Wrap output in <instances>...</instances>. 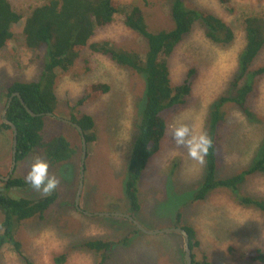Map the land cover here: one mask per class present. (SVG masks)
Returning a JSON list of instances; mask_svg holds the SVG:
<instances>
[{"label":"rangeland","instance_id":"rangeland-1","mask_svg":"<svg viewBox=\"0 0 264 264\" xmlns=\"http://www.w3.org/2000/svg\"><path fill=\"white\" fill-rule=\"evenodd\" d=\"M43 1L9 0L15 11L24 17ZM116 1L123 7H141L152 31L171 28L169 6L172 0ZM185 4L224 20L232 27L235 38L229 47L220 48L210 43L202 28L196 25L176 46L167 61L171 84H181L189 71L193 70L190 79L192 87L186 103L168 113L166 134L159 150L140 176L139 213L131 214L127 208L129 203L123 201V177L119 176V172L137 125L135 115L143 93V78L88 50L80 53L69 71L58 73L55 95L59 106L53 115L59 119L69 120L67 103L78 101L86 85L106 84L110 91L94 103L79 108L92 116L97 126V141L87 146L84 185L78 206L81 211L75 207L81 155L79 135L70 126L46 117L47 135L61 133L79 151L71 162L48 169L58 184L52 191L57 194V200L47 216L41 221L37 218L27 220L16 231L21 249L32 264H56L54 260L63 254L66 255L63 264H98L97 257L79 249L77 244L92 238L112 241L127 238L126 245L113 248L108 264H184L180 257L183 245H179L180 251L176 256L177 241L172 234L153 237L133 235L136 228L125 219L111 222L114 221L109 220L111 218L89 217L83 213H109L113 210L131 215L147 231L193 227L199 242L198 254H204L212 264H256L242 259L240 254L256 249L264 252L263 216L253 209L238 206L228 192H214L203 202H191L181 208V203L187 199L184 193L192 192L201 185L204 163L189 158L187 148L177 145L172 137L173 130L182 125L188 127L189 137L206 134L205 118L209 105L228 87L236 71L237 56L245 43L241 21L248 15L264 10V0H229L225 6L218 0H185ZM122 20V16L118 15L109 26L97 29L91 42L108 41L118 49L143 54L145 40L127 29ZM20 27L21 24L12 27L15 39L0 51V123L9 84L17 80L39 79L43 65L42 54L33 61L35 53L23 48ZM263 65L264 48L253 68ZM250 99L254 101L253 109L260 122H248L232 105L225 108L227 115L217 153L218 177L229 176L247 167L264 137V78L257 82L256 92ZM35 157L40 158L39 153L33 152L22 162L16 163L13 178L24 179ZM11 160L12 133L10 129L0 128L1 177L7 175ZM0 189L1 193L11 198L37 200L46 196L29 184L5 191L0 181ZM242 191L264 198V177L249 178ZM179 212L182 218L176 222L175 216ZM181 241L183 244V239ZM229 249L236 256H230ZM0 264L23 263L12 248L6 246L1 251Z\"/></svg>","mask_w":264,"mask_h":264},{"label":"trees","instance_id":"trees-1","mask_svg":"<svg viewBox=\"0 0 264 264\" xmlns=\"http://www.w3.org/2000/svg\"><path fill=\"white\" fill-rule=\"evenodd\" d=\"M218 2L225 6L229 0H218ZM118 15L122 16L123 25L127 29L145 40L146 49L143 54L135 50L118 49L108 41L91 42L97 29L109 26ZM169 17L171 28L152 31L141 7L136 5L123 7L116 0H44L42 4L33 7L25 17L15 11L9 0H0V51L7 48L15 39L12 27L21 24L23 48L35 53L33 61L39 58V54H42L41 59L43 57L39 79L12 82L7 88V100L12 94L19 93L28 109L34 114L46 115L57 112L59 105L55 95V82L58 73L69 71L83 50L103 55L118 67L128 69L143 78V93L141 101L137 103L135 115L137 125L130 137L129 149L119 172V176L123 177V201L129 203L127 208L130 209L131 214H137L140 211L138 181L146 170L149 160L159 150L160 143L166 134L167 115L186 103L185 100L192 87L190 79L194 74L193 70L189 71L181 84L177 86L171 84L167 61L174 49L196 25L202 28L205 38L217 47L227 48L235 38L232 27L228 23L205 10L186 6L185 0H172L169 6ZM241 27L245 43L237 56L236 71L226 90L209 105L205 118V135L212 143L204 157L202 183L196 190L184 193L187 199L180 206L183 208L191 202L192 204L203 202L214 192L226 191L238 206L259 212L263 216L264 224V198L254 197L242 191V187L249 178L264 177V137L247 167L223 178L217 176V153L227 115L226 106L232 105L233 109L238 110L250 123L260 122L256 118V111L253 109L254 101H251L250 97L256 92L257 82L264 78V65L253 68L256 58L264 48V10L244 17ZM109 91L110 87L106 84H88L84 87L82 97L78 101L67 103L68 121L82 129L87 146L97 141L96 121L79 108L94 103ZM7 112L5 118L14 124L17 130L16 163L22 162L31 153L37 152L40 159L49 163L50 169L71 162L76 157L79 151L77 146L72 145L63 134L47 135L48 130L45 129L47 116L30 117L15 97ZM0 128L9 130V127L3 123H0ZM27 184L21 177L12 178L4 185V190L14 187L23 188ZM56 200L55 192L37 200L11 198L0 192V215L2 216L0 254L6 246H9L23 264H32L21 249L16 231L19 225L27 220L33 218L43 220ZM181 218L179 212L175 216L176 222H179ZM181 228L189 237L192 264H212L204 254L201 253V256L198 254L199 242L193 227L181 226ZM135 232L132 234L145 236L137 229ZM170 234L177 241L175 254L178 256L180 251L178 247L182 245V239L177 234ZM80 242L77 243L79 249L97 257L98 264H108L113 248L126 245L127 238L120 241L92 238ZM229 253L230 256L235 255L231 249ZM180 257L183 261V254ZM240 257L252 263L264 264V252L260 249L240 254ZM65 258V254L60 255L54 262L63 264Z\"/></svg>","mask_w":264,"mask_h":264},{"label":"water","instance_id":"water-1","mask_svg":"<svg viewBox=\"0 0 264 264\" xmlns=\"http://www.w3.org/2000/svg\"><path fill=\"white\" fill-rule=\"evenodd\" d=\"M17 98L20 105L23 107V109L26 111V113H28V115L30 117H43V116H48V117H52L57 119L58 121L70 126L71 128H73L79 135L80 137V141H81V155H80V167H79V180H78V185H77V190H76V195H75V207L78 211H81L78 206H79V200H80V196H81V192L83 189V185H84V169H85V161L87 158V145H86V141H85V137H84V133L82 131V129L75 123H72L71 121L68 120H63V119H59L57 117H55L52 113H48L46 115L43 114H39L36 115L34 114L30 109H28V107L26 106V104L24 103V101L22 100L21 96L19 93H14L12 94L9 99L6 102V105L3 109L2 115H1V123L7 125L12 133V165H11V170L14 168L15 163H16V145H17V130L14 126V124H12L11 122H9L6 118V112L11 104V101L13 98ZM11 172V171H10ZM85 215L92 217V216H99V217H114V218H119V219H125L127 221H129L140 233H142L143 235L146 236H155V235H160V234H170V233H174L177 234L179 236L182 237L183 239V260H184V264H192V256H191V251L189 248V237L187 235V233L181 228V227H170V228H166V229H159V230H154V231H147L146 229H144L133 217H131L128 214H123V213H118V212H109V213H94V214H90V213H85L83 212Z\"/></svg>","mask_w":264,"mask_h":264},{"label":"clouds","instance_id":"clouds-1","mask_svg":"<svg viewBox=\"0 0 264 264\" xmlns=\"http://www.w3.org/2000/svg\"><path fill=\"white\" fill-rule=\"evenodd\" d=\"M172 137L177 145H183L187 148L189 158L199 163L204 162V157L211 147V140L205 135L189 137V129L187 126H179L172 132ZM49 163L39 157H35L29 164L28 171L24 176V180L37 191L47 195L55 190L58 180L48 172Z\"/></svg>","mask_w":264,"mask_h":264},{"label":"flooded vegetation","instance_id":"flooded-vegetation-1","mask_svg":"<svg viewBox=\"0 0 264 264\" xmlns=\"http://www.w3.org/2000/svg\"><path fill=\"white\" fill-rule=\"evenodd\" d=\"M11 165H12V163H11ZM15 165H16V163H15ZM14 170H15V166H14V168L12 170H11V167H10V169H9V171H8V173H7V175L5 177H1L0 176V181H1V183H3V185L7 184L13 178ZM0 192H2L1 189H0Z\"/></svg>","mask_w":264,"mask_h":264},{"label":"bare ground","instance_id":"bare-ground-1","mask_svg":"<svg viewBox=\"0 0 264 264\" xmlns=\"http://www.w3.org/2000/svg\"><path fill=\"white\" fill-rule=\"evenodd\" d=\"M32 8V7H31ZM161 13V12H160ZM178 54V53H177ZM54 61V60H53ZM184 67V66H183ZM53 82V81H52ZM17 84V83H16ZM19 85H21V84H19ZM15 90V89H14ZM9 94V93H8ZM22 97V96H21ZM16 105V104H15ZM28 107V106H27ZM43 109H45V108H43ZM33 110H35V109H33ZM11 111V110H10ZM12 112V111H11ZM41 112H42V110H41ZM8 113V112H7ZM25 115V114H24ZM15 119V118H14ZM13 119V120H14ZM19 131V130H18ZM9 132V131H8ZM22 155V154H21ZM216 194V193H215Z\"/></svg>","mask_w":264,"mask_h":264}]
</instances>
